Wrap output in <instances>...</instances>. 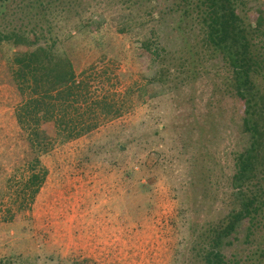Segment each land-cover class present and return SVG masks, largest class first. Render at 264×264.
Here are the masks:
<instances>
[{"label": "rangeland", "instance_id": "rangeland-1", "mask_svg": "<svg viewBox=\"0 0 264 264\" xmlns=\"http://www.w3.org/2000/svg\"><path fill=\"white\" fill-rule=\"evenodd\" d=\"M20 1L27 2L0 0V10ZM243 1L249 16L264 15V0ZM82 8H90L87 16L101 14L93 17L95 23L111 21L120 11V5L93 0H85ZM49 16L53 35L74 36L64 46L76 75L89 78L88 103L105 97L115 106L78 138L57 137L52 125L43 126L41 135L53 137L41 157L47 174L34 197L23 203L17 192L27 160L14 114L21 96L8 83L6 61L0 58V264H192V230L211 215L220 216L229 201L226 188L214 201L209 195L207 172L219 181L227 161L214 152L237 151L241 135L212 128V167L207 169L200 142L209 134L202 113L209 81L147 83L153 69L142 68L136 57L146 33L135 28L124 35L106 27L104 45L95 47L78 32L81 13ZM135 82L124 102V90Z\"/></svg>", "mask_w": 264, "mask_h": 264}, {"label": "trees", "instance_id": "trees-1", "mask_svg": "<svg viewBox=\"0 0 264 264\" xmlns=\"http://www.w3.org/2000/svg\"><path fill=\"white\" fill-rule=\"evenodd\" d=\"M93 1L120 5L121 12L111 21L95 23L93 17L101 14L85 15L90 9L82 8L85 0H27L13 2L14 7L3 4L0 10V58L6 61L8 83L21 96L14 114L27 160L17 192L23 194L22 202L34 197L47 174L41 157L53 137L41 135L43 126L52 125L57 137L78 138L94 130L98 117L106 118L115 106L105 97L88 103L89 78L76 75L64 46L74 36L53 35L50 13L75 10L81 13L78 32L95 47L104 45L106 27L118 34L135 28L147 34L136 48L142 68L153 69L152 77L144 79L147 83L175 81L186 86L209 81V100L202 110L204 131L209 134L200 142L209 161L207 169L212 167V128L222 126L241 135L242 142L228 155L214 152L227 161L219 181L207 172L212 183L209 195L214 201L226 188L229 201L220 216L211 215L192 230L196 252L192 264H260L264 259V15L249 16L243 0ZM12 11L15 16L10 19ZM137 84L124 90V102ZM228 168L232 171L226 176Z\"/></svg>", "mask_w": 264, "mask_h": 264}]
</instances>
